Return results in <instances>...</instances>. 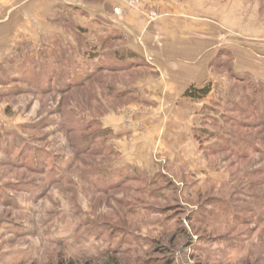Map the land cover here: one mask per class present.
<instances>
[{
	"label": "rangeland",
	"instance_id": "obj_1",
	"mask_svg": "<svg viewBox=\"0 0 264 264\" xmlns=\"http://www.w3.org/2000/svg\"><path fill=\"white\" fill-rule=\"evenodd\" d=\"M213 7L232 12L237 45L264 46V0H213ZM67 8L60 0H0V264H264V186L249 189L263 160L221 151L236 137L231 129L247 139L263 130L241 100L253 87L232 74L263 81L239 70V50L225 46L213 59L222 85L199 110L196 99L174 108L151 103L139 86L148 61L76 85L70 75L99 64L88 51L101 43ZM146 13L151 22L167 15ZM113 44L104 45L121 43ZM35 62L41 86L18 79ZM105 82L126 94L113 97ZM71 112L110 129L101 155L75 152L74 133L61 127ZM154 113L158 122L145 123Z\"/></svg>",
	"mask_w": 264,
	"mask_h": 264
},
{
	"label": "crops",
	"instance_id": "obj_2",
	"mask_svg": "<svg viewBox=\"0 0 264 264\" xmlns=\"http://www.w3.org/2000/svg\"><path fill=\"white\" fill-rule=\"evenodd\" d=\"M60 1L67 4L69 13L77 17V23L89 34L100 36L115 30L121 36L117 48L132 50L148 61L151 68L139 86L151 92L150 101L157 107L174 108L179 101L191 104L195 99L184 96L191 85L210 84L209 93L196 99L200 103L195 109L199 110L203 103L213 98L214 88L222 85L213 73V59L225 46L239 50L236 59L244 63L239 70L248 71L264 82V46L237 45L230 35L232 18L229 13L232 12L213 7V0H179L178 3L176 0H141L139 8L129 7L123 0ZM151 9L167 15L151 22L146 13ZM260 35L264 37L263 33ZM258 55L261 58H257ZM155 116L154 113L148 117L145 123L158 122L159 116ZM114 124L120 131V124Z\"/></svg>",
	"mask_w": 264,
	"mask_h": 264
},
{
	"label": "trees",
	"instance_id": "obj_3",
	"mask_svg": "<svg viewBox=\"0 0 264 264\" xmlns=\"http://www.w3.org/2000/svg\"><path fill=\"white\" fill-rule=\"evenodd\" d=\"M98 40L101 44L99 46L95 45L94 47H92L93 45H91L89 48L88 54H89V57H91L92 59L93 58L96 59L97 57L99 64L93 67L88 75L83 76L79 74H75V75L66 74L65 76L63 75V77H67L68 75H70L69 79H75L77 80L76 85H81L85 83L87 80L91 79L93 76H95L96 73H99L101 71H121V70H128V69H132L136 67H141V66L143 67L146 65L145 61L142 60L141 57H139L132 50L119 49L115 46L112 48L109 47L110 49L105 47L106 44H110L111 46H113L114 45L113 43H116V41L119 42L121 40L120 33H118L117 31L109 30L103 33L102 35H100L98 37ZM101 57L104 59L101 60ZM62 60L66 61L68 59L66 58ZM102 62H105L104 65L101 64ZM36 64L38 63L37 62L33 63L32 68L30 69H24L22 74L18 77V79L20 81L33 84L34 86H41L42 83L39 80L40 79L39 77L41 75L38 72H35ZM67 64H68L67 66H70V63L67 62ZM51 73H54V71H51L50 69V74ZM232 78L240 84H243L245 86L250 85L251 87H253V89L249 93L240 92V94H243L241 96V100L244 102V104L246 103V105L251 108L255 116L261 121L260 123L263 127V130L261 129L255 132L254 134H250L249 139H247L245 135L242 134V132L240 131L235 132L233 129H231L230 133L232 135H236V137L233 138V140L231 141L225 140L226 143L225 145L222 146L223 149L221 151L231 150L235 156H238L241 158H244L246 156L250 157L251 154H258L259 156H261V161L263 160V163H264V137H262L264 136V134L262 133L264 132V99H263L264 83L263 82L254 83L253 82L254 80H252L249 74L247 75L238 74L237 75L233 73ZM105 85H106L105 86L106 90L109 92V94L113 95V97L121 98L122 96H124V94H126V92L121 91L118 88H116L115 84L113 83L108 84L107 82H105ZM71 87H69L68 89H70ZM51 91H55V89H52ZM209 91H210L209 83L204 84L202 87H195L191 85L185 90L184 96L197 99V98L206 96L209 93ZM61 92L63 91L61 90ZM80 99H81L80 100L81 103L85 105L84 104L86 103L85 99H83V97H80ZM65 100L69 101V99H65ZM70 102H72L71 98H70ZM74 104L81 106L80 104H77V102H75ZM85 108H87V106ZM225 111H227L228 113V110L225 109ZM101 115L102 114L100 113L99 116ZM66 118H68V121H66L64 117L63 122H61V127L65 128L66 130L69 129L74 133V135H71V142H72L71 144L75 152L76 153L78 152L88 153L91 151L94 153H99L101 155L102 151L104 150L103 141H105L104 139L107 136H109L110 129L102 128L101 123L99 122V117L98 118L92 117L88 119V121L84 122V120L82 121V119L79 118V116H77V113L71 112L70 115H68ZM224 119L233 120L235 118H229L227 115H224ZM93 147H96L97 149H93ZM245 147L250 148L251 152L250 151L248 152L245 150L243 151ZM105 150H110V148L105 149ZM130 168H131L130 170L136 173L135 175L136 178L138 179L143 178L141 174L137 172V169L133 167H130ZM128 170L129 169L121 170L120 173L128 175ZM93 171L94 169H89L83 172L82 174L88 177V175H90ZM255 173L259 174V177L256 181L251 182V185H249V189L253 191L259 189L260 187L263 188L264 186L263 184L264 183V168L260 167L259 169H255ZM105 176H106V173H105ZM124 178H126V176ZM110 179H111V176H106V180H110ZM259 179H261V181H259ZM116 184H118V186L121 184L120 179L114 185ZM262 203L264 205V201ZM103 257H105V255H103ZM108 260L109 258L103 259L102 263H106ZM71 262H72L71 259H69L68 263H71ZM81 262H83L84 264H91L97 261H95L94 258H87V259L82 260ZM17 264H21V263L19 262Z\"/></svg>",
	"mask_w": 264,
	"mask_h": 264
},
{
	"label": "built area",
	"instance_id": "obj_4",
	"mask_svg": "<svg viewBox=\"0 0 264 264\" xmlns=\"http://www.w3.org/2000/svg\"><path fill=\"white\" fill-rule=\"evenodd\" d=\"M130 2H138V0H131ZM149 17H150V16H149ZM150 19H152V17H151Z\"/></svg>",
	"mask_w": 264,
	"mask_h": 264
}]
</instances>
